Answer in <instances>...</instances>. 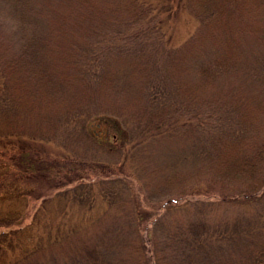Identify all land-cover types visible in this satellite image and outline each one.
Wrapping results in <instances>:
<instances>
[{
  "label": "trees",
  "instance_id": "trees-1",
  "mask_svg": "<svg viewBox=\"0 0 264 264\" xmlns=\"http://www.w3.org/2000/svg\"><path fill=\"white\" fill-rule=\"evenodd\" d=\"M4 5L16 34H3L0 21V139H9L14 152L1 190L19 200L30 193L43 196L42 202L58 198L59 208L71 201L79 214L48 222L45 234L6 264H264L260 215L208 222L206 235H197L192 221L185 227L188 235L174 225L177 231L162 240L153 233L160 217H101L115 209L111 215L139 212L129 201L128 211L113 209L115 198L103 186L128 176L145 200L144 185L155 180L167 207L195 192L254 200L264 187V55L255 65H239L230 42L217 51L209 44L213 34L203 38L197 29L173 46L158 25L166 17L157 23L154 18L176 11L180 0H4ZM136 22L139 30L125 31ZM98 39L104 41L100 48L93 42ZM187 42L189 55L181 52ZM111 55L132 60L142 77L127 106L109 93L134 88L111 82L105 66ZM235 69L261 89L215 93L218 78ZM110 137L115 146L108 144ZM163 143L181 145L168 166L182 164L184 170L166 174L159 170L166 160L148 164L146 154ZM20 150L28 155L26 163L19 160ZM96 196L102 202L90 203ZM10 215H18L16 208ZM54 245L53 258L34 257Z\"/></svg>",
  "mask_w": 264,
  "mask_h": 264
},
{
  "label": "rangeland",
  "instance_id": "rangeland-1",
  "mask_svg": "<svg viewBox=\"0 0 264 264\" xmlns=\"http://www.w3.org/2000/svg\"><path fill=\"white\" fill-rule=\"evenodd\" d=\"M171 10L172 12L166 16L165 14H159L154 19L155 23H157L158 18H162V16L166 17V20L163 19V22L160 21L158 25L162 23L163 36L165 35L168 37L169 43L173 46L178 44V42L180 43L184 37H188L192 34L193 30L197 29L201 31L203 38H207L210 34H213L214 38L211 39L209 44L217 51L224 43L230 42L235 47L233 56L241 62L239 65L246 62L255 65L257 60L264 55V0H180V6H178L176 11H174V9ZM151 11L153 12V9ZM154 19H150V22H153ZM0 21L2 22L3 34L14 37L16 34L14 21L8 15L4 0H0ZM146 23L147 22L142 18V22L139 21L140 28H144ZM132 30H139L137 22L135 28L125 31L131 32ZM144 31L148 33L149 28H145ZM123 41L124 37L121 39V42ZM93 42L98 43L97 46H99V48L104 44L102 39L94 40ZM133 42H137V39L134 41L133 38ZM191 44L192 42L185 43L182 46L181 52L189 55L187 49ZM91 46H94V44H91ZM108 57L109 56L106 58L107 63L105 66L107 67L106 70L110 76L111 82L115 81L118 84L125 83L134 88L126 91H124L123 88L115 89L112 91L113 93L109 92V89L105 90L104 88L103 94L106 95V93L109 92L115 97L114 100H117L116 103L121 106H127V99L131 98V100H133L134 96H136V89L141 83L142 77H139L140 72L135 70L134 66L136 63L132 60L124 61L120 55H111V58ZM251 67L253 66L251 65ZM232 72V75H230V73L229 75H222L218 78L214 86H212V90H214L215 93L217 90L219 91L224 88L235 94L237 91L255 93L257 89H261L258 87L259 85H257L255 80H250L253 84L244 80L243 74L246 75L244 72H239L236 69ZM226 83H228L230 87H227ZM261 122H264V119L261 120ZM2 137L3 136H0V138ZM8 140L0 139V178L3 177L5 170H9L11 162L9 158L14 153L13 149L9 147L10 140ZM109 140L111 142L108 144L111 146L116 145V140L111 139V137ZM180 147L181 145L178 143L173 146H169L168 143H163L158 148L154 147L153 149L155 150L152 154H146L147 162L152 166L155 163H163L166 160L167 167L165 166V168L159 167V169L155 165L153 166L156 170L159 169L162 171V173L171 174V172L175 170L182 171L184 170L182 164H176L173 167L168 166V163L173 161L171 152L174 151L175 153V151H181L182 148ZM16 152L20 154L19 160L26 163L28 155L21 150ZM111 157L113 159V155ZM16 162L19 165V161ZM99 164L103 165L104 163L100 162ZM52 175V177H54L57 174L55 175L52 173ZM7 176H9V174ZM91 177L93 178L94 176ZM112 177L116 178L115 176ZM52 179L54 180L55 178ZM154 181L155 180H152L147 184L143 183L146 189L144 191L148 192L147 200L142 196L143 192L139 188V183L134 178H130V176L124 178V180H113L112 184H103L107 194L115 198L112 200L113 209L120 206L122 211H124V207L128 208V211L131 206L135 204L136 208H139V212H137L136 215L128 213L130 211L126 213L124 211L121 212V214L117 212L111 215L117 210L115 209L109 210L106 214H102L101 217H160V221L156 220L158 223L154 224L155 231L153 233L155 238H161V240L164 236L173 234L177 231L174 230V232H172L174 225H178L179 234H190L187 232L190 230L185 227L192 222L195 226V232H198L197 235L208 234L212 226L206 223L212 222L213 224V221L218 219L230 220L233 217H238L246 220L247 217H257V215H260L263 217L262 220L264 223V187L258 196L250 202L231 198L223 200L212 193L195 192L183 194L181 197L177 198L176 201L169 203L172 204V206L167 207L166 202L163 201L164 196L162 195L164 194L155 192L156 186L154 185ZM50 182H52V180ZM7 183L0 185V190L3 189ZM71 186L72 185H69V187ZM36 190L38 189L35 188L34 191ZM53 192L54 190L47 193V195H51ZM32 194L33 193L25 194V196L19 200L14 196L13 192L4 193L2 190L0 191V234H3V238L9 239L8 244L7 241H3V239L0 241V264H6L21 251V247L29 246L34 238L36 239L40 234L44 235L48 229V222L54 224V222L58 220V217H77L79 215L78 213L75 214L74 205L71 201H67L66 205L59 208L58 198H50L49 196L47 198L48 200L42 202L43 196L34 197L35 193ZM69 195L68 193L67 197L70 198ZM131 197H133L132 200ZM88 200L92 204H100L102 202V198L98 199L97 196L96 198H88ZM128 201L129 203L132 202L131 206L127 203ZM13 208H16L18 211L16 217H11L10 215ZM147 224H149V220H147ZM10 230H13V233H9L6 236L5 233H8ZM259 232L260 238L264 242V228ZM149 234H151V232ZM143 241H145V238ZM147 241L149 242V240ZM57 250L58 248L55 245L48 249H40L35 253L34 257L38 260H49L53 258ZM49 256L51 258H48Z\"/></svg>",
  "mask_w": 264,
  "mask_h": 264
}]
</instances>
